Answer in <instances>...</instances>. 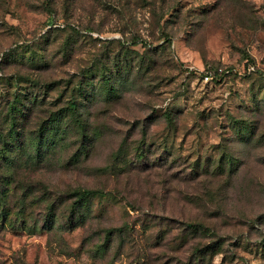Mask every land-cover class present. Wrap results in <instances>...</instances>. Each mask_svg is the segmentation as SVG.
<instances>
[{"label":"rangeland","instance_id":"obj_1","mask_svg":"<svg viewBox=\"0 0 264 264\" xmlns=\"http://www.w3.org/2000/svg\"><path fill=\"white\" fill-rule=\"evenodd\" d=\"M0 264H264V0H0Z\"/></svg>","mask_w":264,"mask_h":264},{"label":"trees","instance_id":"obj_2","mask_svg":"<svg viewBox=\"0 0 264 264\" xmlns=\"http://www.w3.org/2000/svg\"><path fill=\"white\" fill-rule=\"evenodd\" d=\"M221 74H223V73H220L219 75H221ZM12 102L15 103L16 100L13 98ZM68 107L73 109L75 106L71 102V103H68ZM73 193H74V196H75V199H76V200H74V204L77 207H79L80 205H85V203L88 200V197H90V196L102 195V193L100 191H94V190H88V189L76 190ZM191 226H192L191 224L187 225V227H191Z\"/></svg>","mask_w":264,"mask_h":264},{"label":"built area","instance_id":"obj_3","mask_svg":"<svg viewBox=\"0 0 264 264\" xmlns=\"http://www.w3.org/2000/svg\"><path fill=\"white\" fill-rule=\"evenodd\" d=\"M217 71H218V72H217ZM217 71H216V72L213 71V72H215L214 74L219 75L220 73H222V70H221V69H217ZM212 74H213V73H212ZM212 74L206 72V73L203 75V79H204V80H208V78L212 79V78H213V76L211 77Z\"/></svg>","mask_w":264,"mask_h":264}]
</instances>
